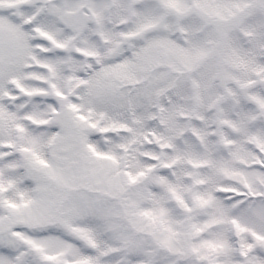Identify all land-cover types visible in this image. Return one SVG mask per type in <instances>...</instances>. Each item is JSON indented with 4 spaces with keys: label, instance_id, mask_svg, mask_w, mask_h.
<instances>
[{
    "label": "snow or ice",
    "instance_id": "obj_1",
    "mask_svg": "<svg viewBox=\"0 0 264 264\" xmlns=\"http://www.w3.org/2000/svg\"><path fill=\"white\" fill-rule=\"evenodd\" d=\"M0 264H264V0H0Z\"/></svg>",
    "mask_w": 264,
    "mask_h": 264
}]
</instances>
